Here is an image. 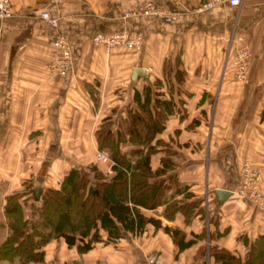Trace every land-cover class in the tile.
I'll return each instance as SVG.
<instances>
[{
	"label": "crops",
	"instance_id": "0c3cea01",
	"mask_svg": "<svg viewBox=\"0 0 264 264\" xmlns=\"http://www.w3.org/2000/svg\"><path fill=\"white\" fill-rule=\"evenodd\" d=\"M150 1L172 10L174 18L144 13V0H9L11 14L0 20V241L7 234L6 195L24 192L22 216L37 219L39 199L27 197L23 182L30 183L28 190L39 187L40 196L57 189L72 167L86 172L94 164L111 173L94 158V131L107 116L114 130L126 109L134 108L133 91L144 86L151 96L159 91L173 102L153 138L163 144L149 155L148 166L157 168L169 151L171 166L157 178L175 179L190 193L186 200L197 202L187 222L180 212L165 218V202L184 193L170 186L165 202L138 207L152 220L136 231L120 228V237L94 242L81 253L53 238L40 247L42 261L29 264H144L148 257L155 259L151 264H217L209 246L243 258L247 243L264 236V209L237 192L246 161L257 168L264 192V0L207 9L198 8L201 0ZM43 10L56 17L69 47L71 69L62 77L45 70L53 29L38 16ZM124 11L132 14L123 17ZM113 31L139 35V47L93 43L95 33ZM239 41L250 53L242 80L234 78L230 61ZM131 147L121 144L122 150ZM214 189L230 193L218 201ZM167 228L183 233L182 248ZM99 234L104 240L105 232Z\"/></svg>",
	"mask_w": 264,
	"mask_h": 264
},
{
	"label": "trees",
	"instance_id": "16d2710c",
	"mask_svg": "<svg viewBox=\"0 0 264 264\" xmlns=\"http://www.w3.org/2000/svg\"><path fill=\"white\" fill-rule=\"evenodd\" d=\"M178 71L175 73L178 78ZM156 88V87H155ZM148 86L142 91H133L134 108L126 109V116L118 120L113 130L110 117H104L94 131L97 150H107L111 173L103 174L94 164L86 172L69 168L63 175L57 189H46L36 198L29 182H23L28 198L38 200L37 219L29 222L21 211L22 191L4 197L3 223L7 234L0 241V264H29L42 261L40 247L48 240L62 238L66 246H74L79 253L91 248L94 242L120 237V228L136 231L144 218L138 207L152 209L165 202V192L174 186L173 192H184L182 199L165 202L162 214L172 218L180 212L184 222L189 220L196 206L195 200H186L191 195L185 186L173 178H157L171 166L170 152L164 151L159 166L150 170L148 157L157 151L162 141L154 135L163 128L166 116L172 111L171 98L159 97V91ZM132 147L121 149V144ZM40 194V193H39ZM2 223L0 222V226ZM99 230L105 232L100 238ZM177 248L185 242L180 240L183 233L177 228L166 229ZM209 256L217 264H264V236L247 243L243 258L224 247L215 245L207 248Z\"/></svg>",
	"mask_w": 264,
	"mask_h": 264
},
{
	"label": "built area",
	"instance_id": "2783aa9c",
	"mask_svg": "<svg viewBox=\"0 0 264 264\" xmlns=\"http://www.w3.org/2000/svg\"><path fill=\"white\" fill-rule=\"evenodd\" d=\"M53 3H58L63 0H50ZM241 0H201L198 8L207 9L215 7L219 4H226L230 7H238ZM143 12L150 13L155 16L162 17L163 19H173L175 14L170 9L159 8L153 4L150 0H144ZM11 14V7L9 0H0V20L8 17ZM132 14L130 11H124L123 17H128ZM38 16L43 19L50 27L53 29V34L48 41L49 45V57L45 63V70L47 74L51 77H62L67 71L71 69V56L69 52V47L66 38L57 28V19L54 16L49 15L46 11H40ZM235 39L241 40V37H236ZM92 41L94 44H101L105 48L109 49L111 47L125 46L131 48H138L140 45L139 35H130L124 31H113L106 34L95 33L92 36ZM232 54L230 57L231 66L233 68L234 78L237 80H242L245 77L248 60L250 58V53L247 47L239 41V43L232 46ZM94 158L97 162L103 163L109 166L108 172H110L111 160L102 151H95ZM242 166V167H241ZM241 173L240 176H244L245 179L240 178V183L242 184L238 193L240 196L251 201L253 199L260 200L262 194L254 190L255 183L257 182L258 170L256 167L248 164L247 162L241 163ZM247 181V182H245ZM155 261L153 257H148L146 263L151 264ZM100 264H107L105 262Z\"/></svg>",
	"mask_w": 264,
	"mask_h": 264
},
{
	"label": "rangeland",
	"instance_id": "374dc122",
	"mask_svg": "<svg viewBox=\"0 0 264 264\" xmlns=\"http://www.w3.org/2000/svg\"><path fill=\"white\" fill-rule=\"evenodd\" d=\"M100 151H102V152H104L105 153V155L108 157V159H109V156H108V152H107V150H100ZM247 162V161H246ZM248 164H251L250 162H247ZM252 166H254L253 164H251ZM242 167V166H241ZM241 167H239V170H240V168ZM255 167V166H254ZM240 173H241V170H240ZM241 177L243 178V180L245 179V177L244 176H242L241 175ZM245 182H247V181H245ZM242 184L240 183V186H241ZM254 190L255 191H257V192H260L261 194H262V197H261V199L260 200H256V199H253V198H251L252 200L250 201V202H252L253 204H255L257 207H260V208H262V209H264V192H263V190H260L259 189V187H258V185H257V182L255 183V187H254ZM237 192H239V191H237ZM23 204H27V203H23ZM100 263H103V262H100V261H98V262H93V263H88V264H100ZM51 264H81V263H79V262H63V263H51ZM83 264V263H82ZM135 264V263H134Z\"/></svg>",
	"mask_w": 264,
	"mask_h": 264
},
{
	"label": "water",
	"instance_id": "95a60500",
	"mask_svg": "<svg viewBox=\"0 0 264 264\" xmlns=\"http://www.w3.org/2000/svg\"><path fill=\"white\" fill-rule=\"evenodd\" d=\"M137 70H140V69L136 68L133 70V72H135ZM31 192H32L33 196L36 198L39 195V193L41 192V189L39 187L35 186V187L31 188ZM229 193L230 192L225 190V189H214V191H213V194L218 201L223 200L227 195H229Z\"/></svg>",
	"mask_w": 264,
	"mask_h": 264
}]
</instances>
